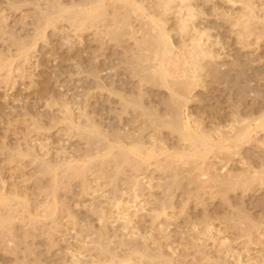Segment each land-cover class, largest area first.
I'll return each instance as SVG.
<instances>
[{
	"label": "rangeland",
	"instance_id": "1",
	"mask_svg": "<svg viewBox=\"0 0 264 264\" xmlns=\"http://www.w3.org/2000/svg\"><path fill=\"white\" fill-rule=\"evenodd\" d=\"M0 264H264V0H0Z\"/></svg>",
	"mask_w": 264,
	"mask_h": 264
},
{
	"label": "bare ground",
	"instance_id": "2",
	"mask_svg": "<svg viewBox=\"0 0 264 264\" xmlns=\"http://www.w3.org/2000/svg\"><path fill=\"white\" fill-rule=\"evenodd\" d=\"M235 58V57H234ZM234 61V60H233ZM164 75V74H163ZM164 77V76H163ZM164 79V78H163ZM243 81V80H242ZM165 83V82H163ZM243 85V84H242ZM238 86V85H237ZM243 87V86H242ZM239 90V89H238ZM242 90V89H241ZM239 95V94H238ZM178 99V98H177ZM175 103V102H174ZM172 104V103H171ZM181 104H179L178 106H180ZM173 107V106H172ZM175 108V107H174ZM170 114V113H169ZM178 118V117H177ZM171 120V119H170ZM175 120V119H174ZM176 121V120H175ZM177 124V123H176Z\"/></svg>",
	"mask_w": 264,
	"mask_h": 264
}]
</instances>
